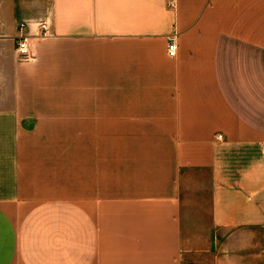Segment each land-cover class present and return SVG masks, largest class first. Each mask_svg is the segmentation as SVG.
Returning <instances> with one entry per match:
<instances>
[{
  "label": "crops",
  "instance_id": "crops-1",
  "mask_svg": "<svg viewBox=\"0 0 264 264\" xmlns=\"http://www.w3.org/2000/svg\"><path fill=\"white\" fill-rule=\"evenodd\" d=\"M192 228L263 264L264 0H0V264H184Z\"/></svg>",
  "mask_w": 264,
  "mask_h": 264
},
{
  "label": "rangeland",
  "instance_id": "rangeland-1",
  "mask_svg": "<svg viewBox=\"0 0 264 264\" xmlns=\"http://www.w3.org/2000/svg\"><path fill=\"white\" fill-rule=\"evenodd\" d=\"M97 144H98L99 153H107L108 142L106 140H101ZM194 184H198V183L186 184V186L190 189L188 190V193L192 196L194 193V195L197 197L200 195L199 193L201 194L205 193L206 195L205 198L207 199L208 191L194 190V188H191ZM206 184L207 182H205L204 185ZM186 220H187L186 224H188L187 226H191V227L197 224L202 226L209 225V213L186 216ZM213 233H215V230L212 231L210 229L204 230L198 228L195 229L192 228L191 230L185 232L187 245H186V252L183 255L184 264H212L213 257L211 256V253L213 252L217 253L219 251L213 240ZM262 237H263V255H264V233H262ZM207 245H209L210 247L209 252H207L205 249ZM263 264H264V258H263Z\"/></svg>",
  "mask_w": 264,
  "mask_h": 264
},
{
  "label": "built area",
  "instance_id": "built-area-1",
  "mask_svg": "<svg viewBox=\"0 0 264 264\" xmlns=\"http://www.w3.org/2000/svg\"><path fill=\"white\" fill-rule=\"evenodd\" d=\"M177 43L174 39H170L168 43V56L174 57L177 54ZM16 52L21 60L28 61L31 60L34 57L33 51L31 49V46L28 42V39L26 37H20L16 41ZM220 138V137H219Z\"/></svg>",
  "mask_w": 264,
  "mask_h": 264
}]
</instances>
